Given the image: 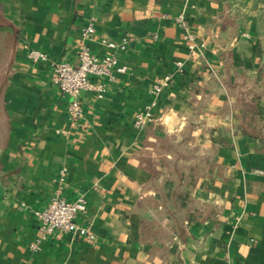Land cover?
I'll list each match as a JSON object with an SVG mask.
<instances>
[{"label":"crops","instance_id":"crops-1","mask_svg":"<svg viewBox=\"0 0 264 264\" xmlns=\"http://www.w3.org/2000/svg\"><path fill=\"white\" fill-rule=\"evenodd\" d=\"M178 15L204 44L196 58ZM82 41L96 55L123 43L124 70L101 98L81 92L72 121L51 63L75 62ZM263 81L264 0H0V264H264V150L238 128ZM181 172L194 219L177 237L156 194ZM54 196L86 200L91 238L40 237L32 210Z\"/></svg>","mask_w":264,"mask_h":264},{"label":"built area","instance_id":"built-area-1","mask_svg":"<svg viewBox=\"0 0 264 264\" xmlns=\"http://www.w3.org/2000/svg\"><path fill=\"white\" fill-rule=\"evenodd\" d=\"M175 23L183 29V37L187 43L188 55L196 58L202 53L204 44L198 43L190 31L188 24L182 15L175 18ZM94 33L93 19L89 20L81 28L82 40L89 39ZM108 50L102 55L90 52L88 46L80 43L75 62L60 60L52 62L53 81L57 88L67 97L66 111L72 121H75L82 111L80 93L94 92L96 97L101 98L106 91L104 80H112L115 72H122L124 67L111 52L114 48H123V43L105 42ZM27 57L32 61H47V54L41 50L31 49ZM177 71L182 72L183 63L180 60L174 62ZM171 76L165 75L157 80L152 86V92H159L166 86ZM154 103L146 106L143 111H138L133 116V126L142 128L155 119L152 115ZM86 210V200L79 197L74 201H68L64 197L54 196L42 209L32 210L33 216L38 221V230L41 238H45L58 232H69L78 236L91 238L88 228L79 225L76 221L78 214Z\"/></svg>","mask_w":264,"mask_h":264},{"label":"trees","instance_id":"trees-1","mask_svg":"<svg viewBox=\"0 0 264 264\" xmlns=\"http://www.w3.org/2000/svg\"><path fill=\"white\" fill-rule=\"evenodd\" d=\"M260 83L263 80V68L257 79ZM258 82V83H259ZM264 85V81L262 82ZM238 128L242 133L249 135L256 144L258 150H264V96L261 93H253L248 98L240 101V118ZM178 182L167 179L164 182L163 193L156 194L162 199L167 217L172 221L171 229L174 236L179 237L184 225L194 219L188 211L190 203L189 189L193 184L192 174L187 176L184 172L177 173Z\"/></svg>","mask_w":264,"mask_h":264}]
</instances>
